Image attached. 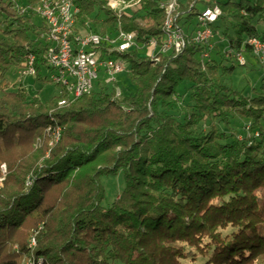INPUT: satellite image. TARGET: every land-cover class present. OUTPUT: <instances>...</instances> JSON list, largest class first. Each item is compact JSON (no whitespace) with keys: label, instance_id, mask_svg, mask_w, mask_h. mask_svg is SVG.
<instances>
[{"label":"trees","instance_id":"16d2710c","mask_svg":"<svg viewBox=\"0 0 264 264\" xmlns=\"http://www.w3.org/2000/svg\"><path fill=\"white\" fill-rule=\"evenodd\" d=\"M38 1L20 7L0 0V84L29 53L41 78L46 44L44 21H34ZM161 1L139 0L120 19L136 33V46L122 54L132 94L116 97L117 83H97L63 106V91L46 101L19 87L0 94V163L7 167L0 264H21L31 233L41 264H181L197 254L205 264H264V76L249 95L225 82L247 60L264 64L247 43L264 42V0H178L176 22L186 37L200 10L219 7L208 58L207 46L193 42L178 53L161 50ZM73 3L78 26L114 30L107 0ZM181 88H188L186 112ZM232 117L242 130L229 125ZM205 120L209 129L198 131ZM48 126L60 127L57 141L50 143ZM120 173L124 186L107 202L101 180Z\"/></svg>","mask_w":264,"mask_h":264},{"label":"built area","instance_id":"2783aa9c","mask_svg":"<svg viewBox=\"0 0 264 264\" xmlns=\"http://www.w3.org/2000/svg\"><path fill=\"white\" fill-rule=\"evenodd\" d=\"M139 0H107V6L117 17L113 31L93 30L87 21L85 25L78 26L76 15L79 11L73 0H39L33 7L35 14L44 21L45 29L40 33V38L46 44L44 53L45 66L53 68L56 73L49 75L50 81L54 82L66 96L59 102V106L65 105L83 94L89 93L98 80L99 73L103 75L104 84H115L116 77L122 71L128 72L122 54L131 51L136 46V33L124 30L120 19L130 16L138 6ZM159 7L165 12L163 33L165 40L162 51L172 49L175 53L180 52L185 43L193 42L207 46L203 57L208 58L213 36L211 25L220 15L217 5L205 7L199 11L196 19L199 23L190 37H186L183 29L176 22V10L178 0H163ZM247 43L251 45L252 52L258 59L264 57V42L257 38H249ZM154 49L156 42L149 41ZM233 56L239 64L245 63L242 53H234L227 50L226 55ZM114 55L116 57H114ZM154 56V54H152ZM157 60V57H154ZM35 56L27 54L19 66V74L22 76H36ZM48 79V78H46ZM101 81V80H98ZM102 84V83H101ZM115 95L119 97L121 90L117 84ZM59 126H48L46 134L50 137V143L60 137ZM7 175V167L0 164V187ZM36 246L35 233H31L28 239V249L23 255L21 264H41L42 259L35 257L33 249Z\"/></svg>","mask_w":264,"mask_h":264},{"label":"rangeland","instance_id":"374dc122","mask_svg":"<svg viewBox=\"0 0 264 264\" xmlns=\"http://www.w3.org/2000/svg\"><path fill=\"white\" fill-rule=\"evenodd\" d=\"M223 2L225 0H204L203 4H207L208 2ZM16 3L18 6L22 7L23 4H25V0H16ZM197 8L200 7V2L196 4ZM35 22H39L40 18L36 15L34 17ZM264 22V16L261 20ZM220 46L224 47L225 44H221ZM114 57H116L114 55ZM248 62L246 65H240L236 66L235 70L232 72V74L228 75L226 77L225 82L233 89L239 92L243 95H249L252 94V89L258 88L261 79L264 76V64L260 62H254L252 60H247ZM52 73H56V70L47 66H42L40 70V79L35 76H22L19 74V67H14L13 70L9 71L6 74L5 81L0 84V94L7 90H14L16 88H22L25 89L28 92V98H31L32 96L38 95V97L42 101H46L51 96L58 94L59 87L49 79V75ZM43 78L46 81H43ZM103 75L100 72L98 80L96 81L95 86H97V83H102ZM116 83L120 90H122L123 94L129 95L132 94L135 90V87L130 82L129 78L126 75L125 71H122L119 73L116 77ZM179 100L181 101V110L182 112H186L189 108V97H188V88H181L179 91ZM188 106V107H187ZM209 121L205 120L204 122L199 123V130H208ZM213 123L217 126L219 130L226 131V125L223 122L218 121L217 119H213ZM243 122H240L236 117H232L229 119V125L234 126L235 128H241ZM241 126V127H240ZM1 164V163H0ZM102 183L106 189L107 194V202L112 201L114 198H116L119 193L122 190V187L124 186V182L122 179V174H118L115 176H107L102 178ZM232 231V228H227L224 231L225 233H230ZM181 264H205L206 257L202 256L200 254H197L195 259H182Z\"/></svg>","mask_w":264,"mask_h":264}]
</instances>
